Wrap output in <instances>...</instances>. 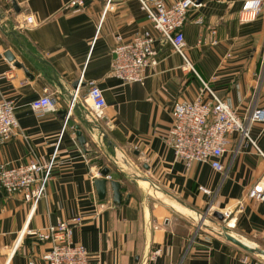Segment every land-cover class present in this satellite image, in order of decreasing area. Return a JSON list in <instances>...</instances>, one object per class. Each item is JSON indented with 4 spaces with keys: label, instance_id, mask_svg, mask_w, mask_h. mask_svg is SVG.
Wrapping results in <instances>:
<instances>
[{
    "label": "crops",
    "instance_id": "0c3cea01",
    "mask_svg": "<svg viewBox=\"0 0 264 264\" xmlns=\"http://www.w3.org/2000/svg\"><path fill=\"white\" fill-rule=\"evenodd\" d=\"M241 1L193 0L181 31L194 74L180 69L181 58L161 40L137 0H83L80 6H69V0H0V97L14 103L19 131L0 142V165L33 157L44 163L56 143L53 169L34 207L23 194L0 189V264H46L41 254L49 244L36 241L28 230L74 216L81 223L73 226L71 240L93 263L245 264V255L251 262L257 259L219 232L264 251L263 203L247 197L256 184L264 190L262 156L232 132L225 135L222 171L200 162L185 167L166 142L173 103L194 99L202 83L239 117L264 108V0L248 22L238 19ZM26 15L33 19L29 27L23 23ZM143 30L153 38L156 63L144 69L142 83H123L110 71L111 50ZM75 80L74 107L67 112ZM89 80L105 102L92 123L86 122ZM45 89L55 108L36 116L29 102ZM74 126L85 137L84 150ZM248 129L264 154V122H250ZM104 167L106 181L119 182L118 203L108 182L104 197L96 195L93 180L104 178L99 173ZM214 211L228 213L219 229L192 217ZM154 249L158 254L147 261Z\"/></svg>",
    "mask_w": 264,
    "mask_h": 264
},
{
    "label": "built area",
    "instance_id": "2783aa9c",
    "mask_svg": "<svg viewBox=\"0 0 264 264\" xmlns=\"http://www.w3.org/2000/svg\"><path fill=\"white\" fill-rule=\"evenodd\" d=\"M7 1V0H5ZM140 9L159 33L162 41L167 42L172 50L181 58L180 69L185 72L195 70L192 62L185 54V42L182 35V25L186 19L187 11L196 4L193 0H137ZM83 0H69V6H80ZM263 0H242L238 11V19L242 22L253 20L260 12ZM199 22V20H195ZM25 26H31L33 19L26 15L23 19ZM210 33L214 35L213 28ZM116 39L119 41L120 37ZM153 38L147 30L134 35L128 42H118L112 48V61L110 71L114 77L123 83H142L145 75L144 69L156 63L152 50ZM209 43H215L211 38ZM85 97L89 102L88 120L94 121L102 115L105 107L101 89L94 81L86 82ZM75 96V91H74ZM205 96V97H204ZM68 103L67 112L71 109ZM14 103L0 97V142L8 140L18 134L17 121L14 117ZM30 110L36 115L54 110L55 99L45 89L42 94L29 102ZM253 121L264 122V108L251 110L244 117H239L235 111L215 92L202 83L201 92L192 100H177L171 108V123L167 129L166 142L171 148L175 158L185 167L193 162L207 163L216 171H222L220 162L224 150L225 135L232 132L240 134L241 138L252 144L264 160L262 154L249 136V123ZM56 143L44 163H39L34 157L25 163L17 165H0V189L7 194L21 193L26 200H31L34 207L43 195L45 183L50 177L55 160ZM108 177V175H106ZM198 190L208 193V190L198 186ZM247 197L263 203L264 190L257 184L252 186ZM222 219L228 216L221 213ZM196 219L201 216L197 214ZM81 218L74 216L69 219H59L43 229L28 230V233L39 242H47L49 248L41 254L46 264H98L90 261L86 249L72 242L73 226L80 224ZM227 225L228 221L226 222ZM200 225V224H199ZM159 252L151 250L147 261H151ZM245 264H260L261 259L250 261L245 255L241 258ZM32 264V263H30Z\"/></svg>",
    "mask_w": 264,
    "mask_h": 264
},
{
    "label": "water",
    "instance_id": "95a60500",
    "mask_svg": "<svg viewBox=\"0 0 264 264\" xmlns=\"http://www.w3.org/2000/svg\"><path fill=\"white\" fill-rule=\"evenodd\" d=\"M4 54H5V56L7 57L8 60L13 59V56L10 54L9 51H5ZM77 84H78V80H75L71 84L72 92H70L69 98H68V103L72 105L71 108L74 107V104H73L74 101H75L74 91H75V89L77 87ZM85 117L86 116H84V119L86 120ZM86 122L92 123V121H89V120H86ZM74 130H75L74 134H75L76 142H77L78 146L81 148V150H84L85 137L79 131L78 126H74ZM101 133L102 132H100V134ZM102 137H103V134H102ZM107 172H108L107 168H105V167L102 168L99 173L104 178H98V179H94L93 180V185H94V188H95L96 195H97V197L99 199H102L104 197L105 189H106L105 184H106V182H108L109 188L111 190L112 201L114 203H118L119 202V198H120L119 182L117 180H108V181H106ZM212 215L214 217H216L217 219H219V220L222 219L221 214L219 212H217V211L212 212ZM219 234L222 237H224L226 240H229L230 242L234 243L235 245L239 246L240 248H242V249H244L246 251L253 252V253H258V254H261V255L264 256V251L261 250V249L255 248L253 246H248V245L240 242L239 240H237L233 236L227 234L226 232L220 231Z\"/></svg>",
    "mask_w": 264,
    "mask_h": 264
},
{
    "label": "rangeland",
    "instance_id": "374dc122",
    "mask_svg": "<svg viewBox=\"0 0 264 264\" xmlns=\"http://www.w3.org/2000/svg\"><path fill=\"white\" fill-rule=\"evenodd\" d=\"M129 153V152H128ZM149 192H148V194H150V193H152L151 192V189H149L148 190ZM197 214H199L202 218H205V220H206V222H204V224H206L205 225V227L206 228H213L214 230L217 228V229H219L220 228V225L219 224H222V225H224V223H223V219H217L216 217H214L213 215H212V213L211 212H209V213H207V214H204V213H197ZM194 216H196V214H193L192 215V217L193 218H195L196 219V217H194ZM194 219V220H195ZM195 221H197V220H195ZM200 223V222H199ZM36 240V239H35ZM37 241V240H36ZM39 242V241H38ZM253 253V252H252ZM254 257H257V258H259V259H261L262 260V262H264V256L263 255H261V254H258V253H253L252 254Z\"/></svg>",
    "mask_w": 264,
    "mask_h": 264
},
{
    "label": "bare ground",
    "instance_id": "6f19581e",
    "mask_svg": "<svg viewBox=\"0 0 264 264\" xmlns=\"http://www.w3.org/2000/svg\"><path fill=\"white\" fill-rule=\"evenodd\" d=\"M201 220V219H200ZM203 222V221H202Z\"/></svg>",
    "mask_w": 264,
    "mask_h": 264
}]
</instances>
